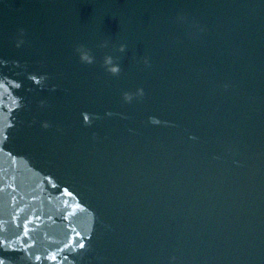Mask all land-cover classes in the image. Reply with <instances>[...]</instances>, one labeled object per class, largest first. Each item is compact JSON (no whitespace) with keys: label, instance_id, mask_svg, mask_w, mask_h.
Segmentation results:
<instances>
[{"label":"water","instance_id":"obj_1","mask_svg":"<svg viewBox=\"0 0 264 264\" xmlns=\"http://www.w3.org/2000/svg\"><path fill=\"white\" fill-rule=\"evenodd\" d=\"M0 259L264 264V0H0Z\"/></svg>","mask_w":264,"mask_h":264},{"label":"clouds","instance_id":"obj_2","mask_svg":"<svg viewBox=\"0 0 264 264\" xmlns=\"http://www.w3.org/2000/svg\"><path fill=\"white\" fill-rule=\"evenodd\" d=\"M123 50H124V48L122 47L121 51H123ZM79 51H80V55H81V58H82L83 61H86L88 63L93 62V57L90 55V53L88 52L87 49L81 48ZM112 63H113L112 58L111 57H107L106 58V64L111 65ZM112 70L116 71L115 68H113Z\"/></svg>","mask_w":264,"mask_h":264},{"label":"snow or ice","instance_id":"obj_3","mask_svg":"<svg viewBox=\"0 0 264 264\" xmlns=\"http://www.w3.org/2000/svg\"><path fill=\"white\" fill-rule=\"evenodd\" d=\"M37 82H38V81H37ZM80 247L82 248V247H83V244H81ZM37 259H39V258H37ZM0 264H4L3 259H0Z\"/></svg>","mask_w":264,"mask_h":264}]
</instances>
